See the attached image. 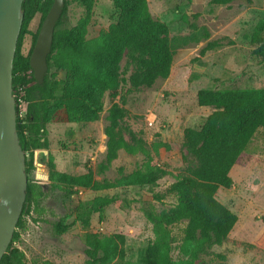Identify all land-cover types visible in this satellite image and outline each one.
Here are the masks:
<instances>
[{
  "label": "rangeland",
  "instance_id": "1",
  "mask_svg": "<svg viewBox=\"0 0 264 264\" xmlns=\"http://www.w3.org/2000/svg\"><path fill=\"white\" fill-rule=\"evenodd\" d=\"M210 1L146 0L151 16L168 27L171 73L150 88L124 94L126 116L121 126L135 132L150 151L153 144H162L157 152L151 151V164L166 174L154 187L143 189H80L69 193L63 187H52L46 164L49 157L58 172L78 175L90 169L96 181L111 182L141 168L146 158L119 150L109 167L102 169L106 163L104 129L111 106L107 94L97 121L51 125L50 156L42 159L34 153L35 169L27 177L30 210L14 244L23 252L25 264H86L87 234L122 237V257L106 264H143L144 251L155 238L147 214L171 208L176 198L169 192L170 186L179 173L195 166L184 147L183 131L200 128L213 111L197 105V91L264 88V56L256 53L257 37L263 36L258 26L264 18V0H240L224 6ZM84 12L76 0H68L60 28L75 26ZM116 19L111 0H94L87 40L97 38ZM39 22L37 14L28 27L30 34L24 37L23 54L28 52ZM120 71L124 78L131 72L126 56ZM56 78L62 80L64 73L58 71ZM116 101L120 102L119 97ZM124 137L128 139L125 132ZM247 153L248 165H235L230 170L232 187L220 188L215 195L237 216L229 235L220 245L203 252L195 244L182 249L185 222L169 227L173 240L170 256L175 264H264V130L255 133ZM38 163L42 164L41 171H37ZM112 196L120 205H99L101 198Z\"/></svg>",
  "mask_w": 264,
  "mask_h": 264
},
{
  "label": "trees",
  "instance_id": "2",
  "mask_svg": "<svg viewBox=\"0 0 264 264\" xmlns=\"http://www.w3.org/2000/svg\"><path fill=\"white\" fill-rule=\"evenodd\" d=\"M52 1H23L24 17L12 63L14 98L17 104L21 101L25 106V114L17 119L16 129L26 154L27 177L35 169L34 153L49 150L46 127L97 121L103 109V97L107 94L111 106L104 129L106 163L102 169L109 167L119 150L130 155L142 154L146 161L141 168L111 182L96 181L90 169L78 175L58 172L49 157L46 163L49 185L63 187L69 193L80 189L99 192L122 187H154L166 171L151 164L150 153L157 152L162 144H153L150 151L144 141L128 127H122L121 122L126 116L124 94L150 88L156 80L166 79L171 73L173 53L168 27L151 16L146 0H111L117 11L116 21L97 38L87 40L94 0H76L83 7L84 16L75 26L60 28L68 7V0H64L47 57L48 70L43 83L38 84L29 66V56ZM234 1L240 0H211L210 3L224 6ZM37 14L40 15L39 25L32 34L28 52L23 54L24 37L30 34L28 27ZM258 29L263 36L257 37L259 46L256 53L264 56V18ZM124 56L131 67L127 78L120 71ZM58 71L64 73L62 80L56 78ZM118 97L120 102L116 101ZM196 99L199 107H209L213 111L200 128H185L183 131L184 147L195 166L179 173L170 186L169 192L175 196L176 203L159 214H147L155 238L144 251L143 264H175L170 256L173 240L169 230L175 224L186 223L182 249L195 244L204 252L209 246L220 245L237 222V216L215 195L220 188L227 190L232 187L230 170L233 166L246 167L249 163L248 145L259 129L264 130V88L201 89L197 91ZM124 132L128 139H125ZM30 199L28 183L21 216L0 264H25L23 252L14 244L19 240V230L24 228ZM99 202L101 207L112 203L120 205L114 196L101 198ZM85 239L86 264H106L123 255L121 236L99 238L96 234H87Z\"/></svg>",
  "mask_w": 264,
  "mask_h": 264
},
{
  "label": "water",
  "instance_id": "3",
  "mask_svg": "<svg viewBox=\"0 0 264 264\" xmlns=\"http://www.w3.org/2000/svg\"><path fill=\"white\" fill-rule=\"evenodd\" d=\"M24 0H0V260L6 252L21 216L27 191L26 154L16 129V100L12 87V63L20 34ZM64 0H53L38 31L29 66L38 84L48 70L53 33ZM47 150L36 155L47 156ZM42 164H37V171Z\"/></svg>",
  "mask_w": 264,
  "mask_h": 264
},
{
  "label": "built area",
  "instance_id": "4",
  "mask_svg": "<svg viewBox=\"0 0 264 264\" xmlns=\"http://www.w3.org/2000/svg\"><path fill=\"white\" fill-rule=\"evenodd\" d=\"M24 109H25V106H24L23 102L19 101L18 104L16 103V111H19V112H17L18 118H22L24 116V114H25Z\"/></svg>",
  "mask_w": 264,
  "mask_h": 264
},
{
  "label": "crops",
  "instance_id": "5",
  "mask_svg": "<svg viewBox=\"0 0 264 264\" xmlns=\"http://www.w3.org/2000/svg\"><path fill=\"white\" fill-rule=\"evenodd\" d=\"M51 125H53V124H51ZM51 125H48L47 127H46V130H47V138H48V142H49V133H48V131H49V127H51ZM53 130V129H52ZM49 144H50V142H49ZM47 152L49 153V150H47ZM47 153V154H48Z\"/></svg>",
  "mask_w": 264,
  "mask_h": 264
}]
</instances>
